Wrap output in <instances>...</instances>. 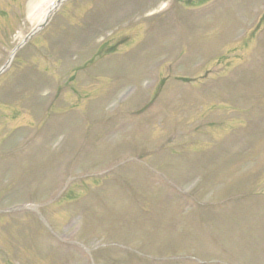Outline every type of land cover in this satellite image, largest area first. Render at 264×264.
Listing matches in <instances>:
<instances>
[{"label": "rangeland", "instance_id": "1", "mask_svg": "<svg viewBox=\"0 0 264 264\" xmlns=\"http://www.w3.org/2000/svg\"><path fill=\"white\" fill-rule=\"evenodd\" d=\"M102 1L103 7H98V18L102 24L108 27L122 21L121 24L127 25V20H122V2L109 0L110 6L106 9L107 0ZM158 1L161 2L155 0L154 3ZM29 2L31 6L28 5ZM260 4L261 2L256 5L255 0H246L242 9L250 11L257 6V10L251 14L253 17L259 11ZM42 6L43 0H0V65L5 62L8 51L21 35L29 32L39 21L38 15ZM154 7L157 6H151ZM236 8L234 5L233 10ZM231 13L229 10L223 12L221 8H217L211 14L198 17L202 20V26H211L207 29L206 39L202 30L191 32L188 27L172 33L157 30L148 34L137 45L123 46V52L115 58V64L109 72H105V68L110 63L101 65L97 72L92 68L91 76L103 73L97 77L98 85L100 82H109L110 73H119L122 76L127 72L142 75V92L134 100L128 97L134 93L135 85H119L113 92V97L118 100L121 94L125 99L132 100L120 109L130 111L135 116L126 115L117 121V117L109 115L111 100L92 104L90 109L88 106L87 111L82 109L87 114L70 113L64 119L63 130L60 131L64 135V143L59 158L53 159V155L42 156L37 153L41 156L39 162L23 168L27 174H18L14 165L8 163L4 164V170L0 169V208L29 202L39 206L50 203L44 208L45 221L55 229L61 240L71 242L78 239L84 242L93 250L92 256L96 257V264H142L144 257L134 253L136 251L191 254L206 260L207 263L204 264H264V144H252L251 155L241 162L236 161L233 158L239 156L243 145L235 146L225 153L219 148L221 138L235 125L234 122H223L225 107L218 105L219 99L211 94V90H216L220 95L221 86H191L173 77L166 83L156 85L150 82L149 76L151 66L157 64V60H162L168 51L177 50V58H185L190 67H198L199 70L221 61V55L214 56L210 50L205 54V48L216 44L214 53H218L219 43L216 42L222 26L235 37L225 43L224 48L226 53L229 52L227 55H231L235 60L232 65L239 68L238 85L248 91L255 83L264 84V49L256 56L236 55L238 51L243 53L241 49L249 33L242 30L240 17H231ZM81 15L90 19L96 17L91 10L76 13L77 17ZM189 19L198 25L195 20ZM63 20L62 14L54 17V25L50 26L44 36L45 43L48 37H56L54 28ZM242 23H248L247 19ZM73 25L74 29L84 28L79 23ZM38 44L41 45H38V48L32 45L22 51L21 58L24 63L21 72H14L0 79V98L5 102L0 103V143L7 142L5 149L8 151L13 149V144L23 143L26 136L34 133L31 120L35 117L37 121L45 118V107L51 102L53 89L58 82L65 86L58 105H65L74 100L72 85L92 88L88 69L77 73L75 77V72L79 69H74V65L84 63L93 54L94 49L77 50V46H74L75 50L63 54L67 59L62 61L63 67L57 71L55 78L39 75L42 98L37 101V110L33 109L34 114L31 116V111L19 106L16 100L25 97L24 92H28L32 85L30 74H35V70H30L29 67L23 71L24 65L35 64L37 67L33 61L38 60L41 65L44 64L40 55L42 50L45 51L44 46L40 41ZM61 47L62 45H58V49L54 51L57 53ZM107 47L108 44L103 45L101 51ZM185 68L186 66H182L178 69V66H175L173 75H193L187 73ZM221 68L225 70L226 66L221 65ZM40 73L42 71H38L34 77ZM107 89L96 88L99 96ZM159 89L163 90L164 97L153 98ZM230 92L232 93V90ZM254 96L258 98L259 95L256 93ZM118 110L119 107L114 112ZM62 113L55 108L51 115L58 116ZM102 115L106 116L103 117V123L99 122L100 125L93 127L87 139V133L91 130L88 122L91 123L93 118L100 120ZM230 118L233 119V114ZM242 118L247 116L243 115ZM53 127L60 126L54 124ZM13 129L22 133L10 136ZM46 132L49 139L45 136L44 141L52 152L55 149L53 145L57 144L54 129L50 128ZM134 135L136 144L129 145ZM85 137L88 142H95L100 138L97 142L106 144L108 150H104L100 157L98 151H92V154L75 161L72 159L74 148L85 143ZM171 137L174 139L166 144ZM99 147L101 146L97 148ZM155 152L158 153L155 155ZM127 154L133 158L127 161V167L122 173L114 170L105 179L101 178L100 183H105V186H101L98 179L89 178V175L96 177V174L103 172L110 163L112 165L117 159L116 155ZM47 162L49 167L45 177H40V172L44 171ZM150 167L161 170L162 178L157 177V173L150 172ZM61 169H64L63 174ZM167 179L178 182L183 191H186V195L181 197L166 191L162 185ZM18 182H21L19 188H28L31 192L13 190L8 193L7 188ZM64 185L68 186L67 190L63 189ZM58 195L63 197L59 203L56 200ZM232 196L242 202L226 205V209L221 211L209 207L212 203L223 204V201ZM254 209L260 212H251ZM35 210L23 213L20 217L23 221L20 222L18 232L24 244L20 247L17 243L21 248L15 252L20 258L19 264H91L88 253L80 249L59 251L52 247L49 229L38 227L33 216ZM229 212L240 215L228 214ZM148 216L150 220H147ZM175 218L177 220L172 223L175 224L174 228L170 229L168 224H165L164 228L159 230L162 224ZM248 219L256 221L247 223ZM7 220L15 222L13 218L0 217V252L3 255H7L5 251L15 246L12 241L13 232L17 234V228ZM194 223L207 226L206 240L201 244L193 242L196 233L191 225ZM211 226L215 235L211 234ZM112 241H118L132 249L126 251L118 244H103ZM27 248L32 250L27 251ZM27 253L34 255L28 257ZM173 264L200 263L194 259L179 258L174 260Z\"/></svg>", "mask_w": 264, "mask_h": 264}]
</instances>
